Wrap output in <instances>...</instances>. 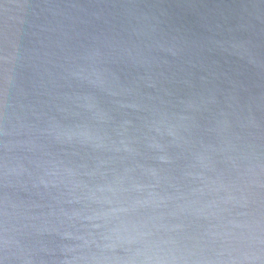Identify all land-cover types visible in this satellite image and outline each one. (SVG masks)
Listing matches in <instances>:
<instances>
[{
	"label": "water",
	"instance_id": "95a60500",
	"mask_svg": "<svg viewBox=\"0 0 264 264\" xmlns=\"http://www.w3.org/2000/svg\"><path fill=\"white\" fill-rule=\"evenodd\" d=\"M0 264H264V0H0Z\"/></svg>",
	"mask_w": 264,
	"mask_h": 264
}]
</instances>
